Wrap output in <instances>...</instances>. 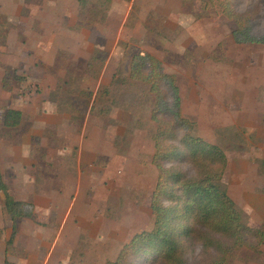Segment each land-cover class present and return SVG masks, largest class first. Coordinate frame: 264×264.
Instances as JSON below:
<instances>
[{"label": "crops", "instance_id": "1", "mask_svg": "<svg viewBox=\"0 0 264 264\" xmlns=\"http://www.w3.org/2000/svg\"><path fill=\"white\" fill-rule=\"evenodd\" d=\"M54 1L50 3L61 6V11L39 10L27 13L26 17H22L20 11L11 12L0 5V172L13 198L31 203L35 212V219L16 221L15 234L9 246L7 242L11 238L13 224L5 216L6 232L2 231L3 227L0 229V243L5 242V249L0 253V264H97L94 261L102 256L108 257L103 264L113 261L123 245L143 230L125 239L129 222L115 215L107 217L105 211V221L109 224L100 223L107 227L105 234L99 240L98 235L92 236L89 232L85 237V246L76 252L80 233L86 235L96 224L93 217H100L95 205L96 195L100 193L97 188L102 194L110 196L113 192L107 186H112L115 181L119 187L117 189L124 188L129 194L132 190L140 194L147 193L144 201L150 202L156 181V169L151 163L153 143L139 129L126 128L129 116L121 118V112L126 111L129 115L128 110H113L112 107L106 124L91 122L90 108L99 87L109 86L116 81L114 77H117V72L114 70L107 84H101L111 56L120 44V36L126 30L127 19L98 77L94 78L92 70L91 73L87 71V63L95 51L103 52L107 46L89 36L86 28L75 29L79 17L75 0ZM115 1L112 0L111 5ZM199 1L194 0L196 4ZM48 2L43 1L44 5ZM68 6L72 9L68 10ZM191 15L195 17L193 12ZM171 18L176 24H179L180 19L191 20L189 13L180 14L179 11ZM63 20L68 22L65 27L62 26ZM35 23L39 26L36 27ZM187 25L172 33L173 45H170L179 53L190 46L192 27ZM234 28L233 24L230 31L231 47L235 46L231 35ZM78 44L82 45L84 51L93 50L89 57L82 58L76 53L77 48L74 47L82 51ZM66 52L72 55L67 61L62 60ZM148 53L158 57L151 51ZM77 57L83 61L82 64H76ZM17 77H25L26 80L18 83ZM82 79L95 83V90L89 91L92 98L84 113L81 112L83 117L76 120L73 116L77 114L76 110L60 99L61 86L80 83ZM175 79L181 97L182 114L192 119L185 114L182 88L176 76ZM122 81L125 82L123 78ZM186 83L189 101L194 107V120L197 129H200L198 110L205 105V101L200 102L198 98L199 89L195 80L188 79ZM219 83L220 88L215 86V90L222 91L219 100L223 96L229 98L228 109L224 110L229 119L223 122L224 125L229 123L254 129L255 120L263 125V106L255 110L260 87L257 80L245 82L249 87L241 82L229 86L227 80ZM31 84L42 86V93L20 95ZM55 91H59L58 96L51 97ZM219 100L218 104L221 105ZM7 110L21 112L19 126L7 128L3 125ZM69 165L73 175L63 183V172ZM52 182L56 186H52ZM93 194L95 196L92 198ZM79 195H83L81 200ZM121 196L117 199L121 201L118 207L122 206ZM131 208L138 212L142 207L136 202L131 204ZM92 211L94 215L96 213L95 216L90 213Z\"/></svg>", "mask_w": 264, "mask_h": 264}, {"label": "rangeland", "instance_id": "2", "mask_svg": "<svg viewBox=\"0 0 264 264\" xmlns=\"http://www.w3.org/2000/svg\"><path fill=\"white\" fill-rule=\"evenodd\" d=\"M43 1L40 0L39 3L38 0H19L17 2L0 0V5L5 6V10L11 12L20 11L22 17H26L29 12L35 13L39 10L48 12L62 10L61 6L50 3V1L55 2L54 0H49L45 5ZM231 1L234 9L240 13L256 10L258 16L254 22L253 31L256 35L264 33L263 3L258 0ZM67 9L71 10L72 7L68 6ZM193 10L192 0H131L130 3L117 0L109 6L103 24H95L86 28L89 36L99 39L96 41L107 46L106 50L97 55L98 62L92 69V76L95 78L101 71L99 62L103 66L106 57L110 54V48L117 42L116 39L119 38L127 19L126 30L120 36V44L116 46V50L111 56L109 67L101 84H107L108 77L114 70L117 72L116 81L110 84L109 92L106 94L101 89L103 87H100L99 93L101 94H99L95 107L90 113L91 122H98L100 125L106 124L112 107L113 110H128L129 115L126 111L121 112V118L129 116V119L126 120L128 121L126 128L130 130L131 127L136 130L139 129L151 141L150 138L156 130V125L150 120L154 96L149 92L147 85L129 79V64L132 56L139 51H151L156 54L158 56L156 58L162 63L163 71L170 75L174 74L177 82L181 85L185 114L192 117L191 120L195 119V113L194 107L189 101L190 93L186 88V82L188 79L196 81L197 89H199L198 98H200V102L205 101V105L199 107L198 118L201 121V126L195 134L224 152L227 158V167L223 175V182L227 186L228 195L244 212L247 222L251 226H261L264 225V125H261L258 120H255L254 129L244 128L241 125H229V123L224 125L223 122L229 119V116L225 115L226 111H224L228 109L229 98L223 96L219 100L222 91L220 89L219 91L215 90V86L220 88L219 81L225 80L228 81L229 86H236L238 82L248 86L246 83L257 80L260 87L255 110H260L263 106L264 112V45H236L234 43L235 46L231 47L230 31L233 28L231 21L225 19L214 9L208 10L201 19H196L191 15ZM178 11L180 14L189 13L191 20L180 19L179 24H176L171 16ZM99 18L101 17L96 19L99 20ZM187 24L192 27V33L189 36L191 39L190 46L183 53H179L170 45L171 43L173 45L172 33L180 31L181 27L188 26ZM67 25L68 22L63 20L62 26ZM35 26L38 27L39 24L35 23ZM78 45L82 49V45ZM75 48H77L76 53L82 58L89 57L93 51L82 49L80 52L78 47L73 49ZM124 49L125 53L123 52ZM66 53L67 55L62 60L67 61L69 56H72L70 53ZM77 59L76 64H82L83 61L78 57ZM126 77L129 81H126ZM122 78L125 80L124 83L120 82ZM242 80H245L246 83ZM18 81L21 83L20 79ZM42 90V86H32L31 84L26 86L21 93L36 95L42 93ZM90 90H95V83L86 82L83 79L80 83L61 86L62 96L60 99L69 104L72 110H76L77 114L73 115L76 120L83 117L81 112L84 113L89 104L87 94ZM58 94L59 91H55L51 97L58 96ZM223 94L225 93L223 92ZM202 95H204L203 99L201 98ZM218 100L221 101V105L218 104ZM210 121H214V123L211 124ZM130 130L128 131L130 132ZM180 166L183 170L191 169L186 162H182ZM63 174L65 176L63 183H65L73 175L70 165ZM52 186L56 185L53 184ZM107 188L113 192L110 196L102 194L99 187L97 188L100 193L96 195L95 205L99 209L97 210L100 217H93V222L96 224L89 229L90 231L88 230L86 235L80 233L76 252L80 250V247L85 246V237L89 232L92 236L98 235L99 240L101 235L105 234L107 227L100 225L102 222L109 224L108 221H105V211L107 217L115 215L118 219L129 222V230L125 239L135 232L150 231L152 228L150 202L144 201L147 193L140 194L132 190L129 194L124 188L122 190L117 189L119 187L115 181L112 186H107ZM119 195H122L121 207H118V203L121 204V201H117ZM94 196L95 194L92 195V198ZM82 197L83 195H79L78 198L81 200ZM2 201L0 193V229L3 227L2 231L6 232L7 219L2 213ZM136 202H139L142 207L138 212L131 208V204H136ZM90 213L94 215L93 211ZM88 246L91 247V244ZM4 249L5 242H1L0 253ZM199 251L198 245L191 246L185 256L191 261ZM106 258L102 256L93 261L97 264H103ZM70 261L72 262V258ZM124 264L146 263L130 258L126 259ZM227 264H264V246L258 252L241 248L235 252V256Z\"/></svg>", "mask_w": 264, "mask_h": 264}, {"label": "trees", "instance_id": "3", "mask_svg": "<svg viewBox=\"0 0 264 264\" xmlns=\"http://www.w3.org/2000/svg\"><path fill=\"white\" fill-rule=\"evenodd\" d=\"M75 1L79 16L75 29L103 24L112 3V0ZM258 1L264 4V0ZM192 7L196 19L214 9L231 21L235 26L231 35L236 45H264V33L256 35L253 31L258 16L256 10L240 13L231 0H200L197 4L192 0ZM98 17L102 19L97 20ZM99 53L94 52L87 71L91 72L97 64ZM99 65L101 69L100 62ZM17 79L26 80L25 77ZM129 79L147 85L154 96L150 120L156 130L150 139L154 148L151 163L157 174L149 204L153 225L150 231L134 234L117 257L106 264H124L130 258L146 264H227L241 248L260 251L264 246V225L251 226L228 195L223 182L227 158L219 147L197 137L196 121L183 116L175 76L165 73L162 63L152 54L139 51L131 58ZM109 86H100L103 93L109 92ZM99 89L90 113L101 94ZM87 96L90 101L92 93L88 92ZM21 120L20 111L7 110L3 125L15 128ZM182 162L188 163L191 169L183 170ZM0 193L2 213L13 224L9 246L16 221L35 219V212L31 203L13 198L1 172ZM194 245H198L200 251L189 261L185 254Z\"/></svg>", "mask_w": 264, "mask_h": 264}]
</instances>
